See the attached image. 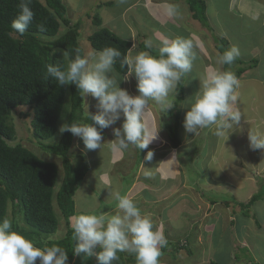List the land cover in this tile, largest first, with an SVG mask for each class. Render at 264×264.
I'll return each instance as SVG.
<instances>
[{
    "label": "rangeland",
    "instance_id": "374dc122",
    "mask_svg": "<svg viewBox=\"0 0 264 264\" xmlns=\"http://www.w3.org/2000/svg\"><path fill=\"white\" fill-rule=\"evenodd\" d=\"M40 1L46 5L45 0ZM63 1L68 7V18L71 20V23L80 24L79 43L84 55L97 52L88 41L90 35L101 29L93 23L95 16H99L102 19L103 24L101 27L108 28L119 37L133 43L134 47L131 48L128 57L134 56L139 51H145V49L142 48V44H145L147 40L152 41V49L155 50L156 53L160 42L166 37H193L194 39L198 38L199 42L202 43V46L196 49L197 59L193 62L191 72L180 81L183 85V100L178 106L182 111L179 128L181 144L178 148H173L171 135L166 126L170 124L172 119L171 116L166 112L162 113L154 102L149 103L144 114V120L150 128L154 129L159 126L160 128L158 138L153 140L147 149L140 151L130 146L126 151H117V157L115 156V151L111 148V142L115 140L113 128L121 126L123 123V116L115 125L103 130L102 142L104 144L101 149L86 150L82 140L79 137L75 138L70 156L75 157L78 154H83L86 163L89 165V171L85 175L84 180L80 183L79 189L74 196L75 215L83 212L95 214L106 212L110 205L116 202L112 198L111 192L113 190H119L122 195H128L127 192L129 189L135 188L136 190L137 179L139 180L141 176L147 181L150 180L148 184L150 186L146 185L147 190H150H138L136 193V200H134L139 206V203L143 200L142 198L149 197L150 199H156L157 208H154L151 214L150 212L147 214H150L154 221L155 219H159V217L164 221L163 217L166 220L167 216L166 226L170 224L172 227L166 230L165 235L169 237L168 239L170 241L175 242L180 238L187 241L189 237H187V235H189L190 232L189 234L187 233L191 226H193L192 230L199 228L201 234H204L206 227L209 226L207 221L212 220L214 223V220L218 219L217 235L213 236V243H220L219 248L222 249V251L225 250L226 253L228 249L233 246V241L235 242L238 237L241 238L242 235H246L247 231H249L254 240L253 245L257 247L256 249L259 251L261 259L258 258V260L251 249H249V251H251L249 255L248 250L235 244L237 253H239L237 256V259H239L238 262L242 264V259L249 255L250 264H262L260 261H264V246H259L260 244L264 245V178H262L264 173L261 171L262 174L257 176L254 173L252 174L251 171L253 169L252 167L261 169L264 166V163L260 166H255L257 160L264 155V149L252 150L249 147L248 140V132L264 134V126L260 124L264 120V89L260 90V87L258 89L249 87L252 84L260 85V83L243 82L241 80L242 78L239 80L240 83L237 94L240 95L241 102L238 108L242 114V120L240 122V128L235 129L229 137H218L215 134V126L200 129L197 135L186 133L183 126L185 114L190 108L192 98L199 91L200 80L206 72L214 69L223 70V66L217 63L220 54L214 46L211 32L205 29L200 22L192 18L186 1L124 0L123 3H119L118 0ZM166 3L167 5H163ZM224 4L225 0L217 1V6L221 9L224 8ZM146 5L148 7H146ZM168 5L176 6L178 15L169 16L167 14ZM214 6L215 4L210 2L208 12L211 15ZM222 16L226 15L223 14ZM209 19L214 18L209 16ZM211 26L213 25L211 24ZM65 31L66 28L62 25L60 35ZM150 52L153 53L152 50H150ZM253 59L261 61L262 65L259 64V68L252 69L249 73H252L251 75H264V59L259 57ZM120 77L122 76L120 75ZM136 85L137 80L134 75L129 77L128 81L121 80L119 82V86L128 90L131 95H138ZM176 98L177 95L170 97L173 103L176 101ZM87 104L89 105V113L95 114L98 111L96 108L97 101L90 95L84 97V110L86 114ZM173 107H175V104ZM173 107L171 108L172 110ZM69 109L70 100L67 88L66 102L59 121L58 131L49 141L41 140L38 142L37 139H35L33 135L34 111L29 107H19L10 118V123L15 126L17 135L16 139L11 142L13 146L22 144L32 150L41 159L57 164L59 168L57 190L63 182L64 171L62 160L53 153L46 152L43 145L58 142L60 140L62 134L59 129L67 122ZM261 118L263 119L261 120ZM90 123L93 122L90 120ZM148 151L153 152L151 161L145 160ZM142 154L143 157L141 158ZM167 158L168 160L170 158L176 159V165L172 168L166 166L164 163L161 167L158 166L159 164H157V161L159 159L163 162V160L166 161ZM261 160H264V157ZM177 162H179V165ZM158 168L161 170L173 169L171 176L174 180L165 179L161 174L155 173V170H158ZM146 171L151 173L149 177L145 176ZM251 180L254 182H251ZM166 186L170 187L171 197L165 199L168 201L164 202L160 197L163 196L165 190L160 193L158 189H164ZM250 189H252V191H250ZM257 193H261L259 200H256L252 206L246 208L245 211L250 212V214H254L256 211L258 212V217L263 221L259 223L261 229H257L258 227L255 223L253 226L256 228L254 227L251 229V224L245 228L240 227L244 222L251 219V216L248 215L244 217L241 216V221L240 217H238L239 221L236 223L238 226L236 227V234L233 232H228V234L224 232L221 233L220 227L224 226L221 217L229 218L232 216L226 211L228 210L226 205L229 204L228 206L232 205L231 207H233L235 203H237L238 206L235 208L239 210L241 202L248 203L251 200V196ZM185 198L187 200V210L197 206V200L201 199L216 204L213 206L214 208L211 212L206 208H200L198 213L191 214V212L184 210L183 204ZM179 204L181 208L180 211L178 210ZM54 208L60 220V226L55 234L43 235L42 238L46 241L60 240L64 238L69 231V227H67V223L62 218L57 207L56 200L54 201ZM146 210L147 209L142 211L145 213ZM9 211L11 220V208ZM162 211H164L165 216L162 215ZM169 213L175 218H169ZM195 222L198 223L196 226H194ZM72 223L73 219L71 220V224ZM206 223L208 224L205 226ZM20 224L24 225L22 222H20ZM25 227L27 226L25 225ZM208 234L210 235V233ZM191 240L196 239L193 236ZM251 242L252 240L250 243ZM191 244L195 246L192 255H190L187 250H181L178 253V251L174 249H167L160 257V264H206L207 260L202 250L203 248H210L212 246L211 242L206 241L202 247H199L197 242H192ZM220 263L223 262L220 261ZM36 264H39V259Z\"/></svg>",
    "mask_w": 264,
    "mask_h": 264
},
{
    "label": "clouds",
    "instance_id": "9594fccd",
    "mask_svg": "<svg viewBox=\"0 0 264 264\" xmlns=\"http://www.w3.org/2000/svg\"><path fill=\"white\" fill-rule=\"evenodd\" d=\"M30 4L31 0H21L20 10L11 23V29L21 37L34 20ZM167 14L178 15L177 7L168 5ZM38 27L45 31L43 25ZM201 46L198 38L166 37L155 55L145 50L125 58L122 66L126 65L129 70L122 77L114 67L122 55L118 48L108 46L87 55H81L77 48L74 58L63 50L67 64H47L45 78L51 77L59 86L74 84L82 97L90 95L97 101L98 111L89 113L87 104V116L93 123H65L60 127V133L70 132L79 137L86 150L101 149L103 130L115 125L123 116L121 126L113 128L112 150L123 152L130 146L140 151L147 149L158 138L160 128H150L144 120L149 103L154 102L162 113L174 106L170 97L176 95L178 84L191 72L197 59L196 49ZM145 47L152 49V41H145ZM240 55V49L233 45L224 50L217 63L231 66ZM133 75L137 80L138 95H131L119 86L121 80L128 81ZM239 83L231 70L206 72L185 114L186 133L197 135L200 129L215 126L218 137H229L240 128ZM248 140L252 150L264 149V134L248 132ZM152 158L153 152L148 151L145 160ZM150 175L149 171L145 172L146 177ZM111 196L116 201L115 214L83 212L72 218L73 256L85 262L95 257L97 264H114L120 260V253H126L135 257L136 264H160V257L168 245L164 232L134 199L122 195L119 190H113ZM251 219L255 220L254 216ZM38 259L39 264H68V251L56 244L38 247L32 239L13 230L10 219L0 220V264H36Z\"/></svg>",
    "mask_w": 264,
    "mask_h": 264
},
{
    "label": "trees",
    "instance_id": "16d2710c",
    "mask_svg": "<svg viewBox=\"0 0 264 264\" xmlns=\"http://www.w3.org/2000/svg\"><path fill=\"white\" fill-rule=\"evenodd\" d=\"M20 2L21 0H0V220L10 219L11 208L13 230L32 239L36 246L43 248L56 244L63 247L68 251V264H97L95 257L85 262L72 254L74 242L71 218L76 214L74 196L89 171V165L83 154L70 156L76 137L70 132H64L58 142L43 145L46 152H51L62 160L64 175L58 190L57 164L41 159L22 144L15 146L11 144L17 135L10 118L19 107H29L34 111L35 139L38 142L51 140L58 131L67 88L70 109L66 123H90L84 110V97L77 87L74 84L59 86L51 77L45 78L47 64H67V60L62 56L63 50H67L71 58H74L77 48L81 50V55H84L79 43L80 24L71 23L68 18V7L63 0H45L46 5L40 0H31L30 7L34 12V20L25 35L21 37L11 29V23L20 10ZM186 3L192 18L211 32L218 53L221 55L224 50L230 48L229 41L219 36L209 23L206 0H186ZM93 23L101 29L90 35L88 41L97 52L108 46L118 48L122 55L114 67L115 72L123 76L129 69L126 65L122 66V63L128 58L133 43L119 37L108 28L101 27L103 23L99 16H95ZM39 25H43L45 31H40ZM62 25L66 31L60 35ZM143 44V49L152 50L153 54H156L155 50L146 49ZM258 65L257 59L245 62L240 56L231 66L223 65V70L233 71L240 80L247 71L256 69ZM176 95L175 107L167 111L172 119L170 124L166 125L173 148H178L181 144L179 128L182 111L178 107L183 100L181 83L178 84ZM260 195L261 193H257L248 203L241 202L240 212L235 209L233 213L240 218L248 215L253 217L245 209L258 201ZM55 200L69 231L60 240L46 241L42 238L43 235L55 234L60 226L54 208ZM234 206L237 207V203ZM254 218L258 226L256 215ZM238 221L239 219L233 220V223L236 224ZM191 238L192 235L187 241L179 240V247L168 240L163 252L167 249L178 252L187 250L192 255L191 243L195 240ZM120 257V260L114 264H136L133 255L120 253Z\"/></svg>",
    "mask_w": 264,
    "mask_h": 264
},
{
    "label": "crops",
    "instance_id": "0c3cea01",
    "mask_svg": "<svg viewBox=\"0 0 264 264\" xmlns=\"http://www.w3.org/2000/svg\"><path fill=\"white\" fill-rule=\"evenodd\" d=\"M130 1H132V0H130ZM157 1H161V0H157ZM217 1L216 0H210V1L206 0L208 20L213 25L212 27L215 29V31L218 33V35L226 38L229 41L230 46H233V45L237 46L240 49V53H241L240 56L245 60V62H250L253 58H256V57L264 59V0H225V4H224L223 9H221L220 7L217 6ZM210 2L215 4L214 9L212 10V15L208 12ZM159 5H161V4H159ZM163 5H167V3L163 4ZM146 7H148V6L146 5ZM223 14H225L226 16H222ZM209 16H212L214 19H209ZM159 33H157V34H159ZM183 37H185V36H183ZM259 64L262 65L261 61H259ZM250 71L251 70L247 71L242 76L241 80L243 82L248 81V82H252V83H255V82L260 83V85L252 84L249 87L256 88V89H258L260 87V90L264 89V75H262V74L261 75H251L252 73L250 74L249 73ZM253 77H257V78H253ZM238 97H239V101H238L237 106L241 102L239 94H238ZM263 118H261V120ZM262 122H264V120ZM262 122L260 124H262L261 126H264V123H262ZM115 156L117 157V151H115ZM118 156H120V155H118ZM263 157H264V155H262L259 158V160H257V164L255 166H257V165L260 166L262 163H264V160H261ZM160 162H161V164H160ZM163 163L166 166H169L172 168V167H174V165H176V159L170 158L168 160V158H167L166 161L163 160V162L160 159L157 161V164H159L158 166H160V167ZM177 163L179 165V162H177ZM252 168H253L251 171L252 174L254 173L255 175L258 176V175H261L262 173H264V171H263L264 166L261 169L260 168H254V167H252ZM172 170H168V169L161 170L160 168H158V170H155L156 171L155 173L161 174L163 177H165V179L174 180V179H172L173 177L171 176V173H173ZM261 171H262V173H261ZM143 172H144V170H143ZM262 178H264V175ZM149 182H150V180L147 181L145 178H142L140 176L139 180L137 179L136 190H135V188L129 189V191L127 192L128 196L132 199H135L137 197L136 193L138 192V190L149 191L150 189L147 190V186H150V185H148ZM251 182H254V181L251 180ZM232 188L236 189L235 187H232ZM158 190L160 191V193L163 190H165V192L163 193V196H161L160 198L163 199L164 202L168 201L165 199H168L169 197H171L170 187L166 186L164 189H161V190L158 189ZM250 191H252V189H250ZM250 191H249V193H250ZM252 197L253 196H251V198ZM142 199L143 200H141V202L139 203V207L142 210L147 209L145 211V213L150 212V214H151V212L154 211V208H157L156 199H150L149 197H145ZM201 202H203V203H201ZM242 203H244V202H242ZM186 204H187V200L185 198L184 204H183L184 210H187ZM214 205L215 204H213L212 202L210 203L209 201L204 200V199L197 200V206L189 208L187 210V212L189 211V212H191V214L196 213V212L198 213L200 208L201 209L206 208L208 211L211 212V211H213ZM226 208L228 209V210H226L228 212V214H231L232 216H230L229 218L221 217L222 224L224 226L220 227V231H221V233L224 232L226 234H228V232H231V233L233 232L236 234V232H237L236 227H238V226L233 223V220H236V221L238 220L237 215H235L233 213L236 208H235V206L230 207L227 205H226ZM180 209L181 208H180V204H179L178 210L180 211ZM116 210H117L116 209V202H114L113 205L111 204L110 207L106 210V212H104V214H113V213H115ZM238 212H240V209ZM161 213L163 216H165L164 211H162ZM255 215H256L259 223L263 222L262 219L258 217L257 211H256V213H254L253 216H255ZM168 216H169V218H172V217L175 218L171 213H169ZM189 216L191 218L190 214H189ZM160 218L161 217H159V219H155L154 222L156 223L155 224L156 227L160 228L165 234L166 230L171 229L172 226L169 223H168L169 225L166 226L167 216H166V220L163 217L164 221H162ZM217 220L218 219L214 220V223L212 222V220L207 221L209 223V226L206 227V230L204 229L205 230L204 234H201V232H200L201 230L199 228H195L192 230L193 226H191L190 230L187 233V234H189V232H190L189 236L192 235V237L193 236L195 237V239H196L195 242L198 243L199 247H202L203 244L206 243V241L211 242V245L213 247L211 246L210 248H206V249L203 248V250H202L204 252L203 255L206 257V260H207L206 264H211L212 262H216L219 264H239V262H238L239 259H237V256L239 253H237V249L235 247V244L240 245V247H242L248 251H249V249H251V251L254 252L256 258L261 259L260 255H259V251L256 249L257 247L255 245H253L254 240L252 239L249 231H247L246 235H242L241 238L238 237V239L235 242L233 241V243H234L233 246H231L230 249H228V251L226 253H225V250L222 251V249L219 248L220 243H213L214 242L213 236L217 235L216 231L218 229V224H219L217 222ZM240 221H241V218H240ZM208 223H206L205 226ZM254 223H255V220H253V222H252V220L250 219V220L244 222V224L240 227L245 228V227H248L249 224H251L252 225L251 229H252L255 227V226H253ZM196 224H198V223L195 222L194 226H196ZM257 227H258L257 229H261L260 224ZM208 233H210V235ZM220 236H221V234H220ZM168 238L169 237H167V239ZM182 239L183 238H180L179 240L184 241ZM179 240L174 242L177 244L178 247L180 245L178 243ZM251 240H252V242L250 243ZM169 246H171V245H169ZM261 246H264V245L260 244L259 247H261ZM194 247L195 246L192 245V248H191L192 252H193ZM251 251H249V255H250ZM249 255H247V257H244L242 259V261H241L242 264H250L251 261H250ZM220 261H222L223 263H220ZM260 262L262 264H264V261H260Z\"/></svg>",
    "mask_w": 264,
    "mask_h": 264
}]
</instances>
